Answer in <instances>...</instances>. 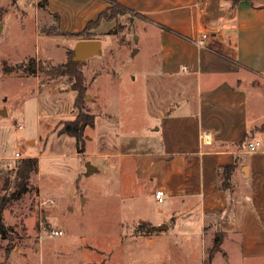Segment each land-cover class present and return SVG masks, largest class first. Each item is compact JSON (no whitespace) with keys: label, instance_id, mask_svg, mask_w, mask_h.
<instances>
[{"label":"crops","instance_id":"obj_1","mask_svg":"<svg viewBox=\"0 0 264 264\" xmlns=\"http://www.w3.org/2000/svg\"><path fill=\"white\" fill-rule=\"evenodd\" d=\"M263 1L255 7L250 1L234 6L228 0H46L45 15L54 18L63 37L88 29L90 40L112 38L108 32L118 28L119 16L115 21L102 18L89 28L112 6L133 15V23L142 20L156 30V65L145 74L146 107L156 125L123 134L116 125L115 151L103 149V154L115 157L117 166L123 159L131 164L146 195L164 190L165 202L155 201L162 205L158 212L164 220L169 218L164 223L168 230L155 229L163 224L154 217L139 223L151 224L149 242L164 240L178 259L170 258L168 264H191L193 251L201 252L205 264L216 236L220 249L211 264H264ZM69 39L74 44L67 48L65 62L81 41ZM103 49L101 43L102 54L81 64L101 57ZM84 67L86 78L90 67ZM52 91L73 93L75 105L73 90ZM73 110L68 121L76 119ZM98 120L95 115V128ZM249 143L260 144L256 152H249ZM85 152L78 156L101 157L100 151Z\"/></svg>","mask_w":264,"mask_h":264},{"label":"rangeland","instance_id":"obj_2","mask_svg":"<svg viewBox=\"0 0 264 264\" xmlns=\"http://www.w3.org/2000/svg\"><path fill=\"white\" fill-rule=\"evenodd\" d=\"M45 6L46 0H0V111L7 112L0 115V206L7 229L5 235L0 233V264L178 260L164 240L151 244L142 227L145 223H139L152 217L156 223L169 222L158 212L162 205H157L155 195H146L137 185L131 164L123 159L117 166L115 157L103 154L115 151L116 125L121 134L156 125L145 95V74L156 65V30L142 20L133 23V15L124 13L119 15L118 28L114 25L108 32L112 38L98 35L103 55L80 67H90L84 76V111L99 118L96 128L85 130V153L100 151L101 157H80L74 139L56 132L61 121L74 117V94L63 96L52 90L64 93L72 90L71 85L66 78L49 82L45 72L29 71L33 62L47 67L65 62L66 50L74 44L71 37L60 35L54 18L45 15ZM133 48L140 52L133 54ZM26 158L38 159V173L30 177L29 192L15 199L18 162ZM88 162L97 171L88 174ZM49 201L54 205L41 206ZM53 228L63 236L51 237ZM188 256L189 263L201 264V252Z\"/></svg>","mask_w":264,"mask_h":264},{"label":"trees","instance_id":"obj_3","mask_svg":"<svg viewBox=\"0 0 264 264\" xmlns=\"http://www.w3.org/2000/svg\"><path fill=\"white\" fill-rule=\"evenodd\" d=\"M237 6L242 1H250L253 6H257L258 1L261 0H228ZM264 2V1H263ZM125 11L116 6H112L109 14L102 15L99 20L91 22L89 28L96 27L102 18L113 20L120 14H124ZM70 37H76L80 40H90L94 39L90 36L88 29L84 32L78 34L68 35ZM74 56L73 50L69 51L67 54V61L63 64H58L56 66L47 67L42 64L37 65L35 62L30 64L29 71L31 74L35 75L38 72H45L47 74V80L53 81L59 78H66L70 83L72 90L78 93L76 98L74 110L77 111L76 119L73 121H67L60 124L61 128L58 131L59 135L65 134L76 141V147L78 154H83L85 152V137L84 133L87 128L95 127V116L85 113L83 105L84 101L82 94L85 91V78L83 71L81 69V63H74L72 58ZM39 162L37 158H26L18 162L15 178V192L13 195L15 199H19L21 196L29 192L30 189V177L34 173H38ZM145 227L146 231H151L154 227L151 224L142 225ZM7 229L3 222L2 210L0 206V233L5 235ZM220 236H216L214 240L213 248L209 251L207 258V264H211L214 255L220 249Z\"/></svg>","mask_w":264,"mask_h":264},{"label":"water","instance_id":"obj_4","mask_svg":"<svg viewBox=\"0 0 264 264\" xmlns=\"http://www.w3.org/2000/svg\"><path fill=\"white\" fill-rule=\"evenodd\" d=\"M74 56L72 61L74 63H82L87 59L94 57L96 55H101V42L99 40H81L79 41L73 50ZM0 115H7L6 110L0 111ZM87 173L91 174L95 170H97L90 162L86 164ZM2 202V198H0V204ZM155 229L158 231L168 230V226L163 224L161 226H157Z\"/></svg>","mask_w":264,"mask_h":264},{"label":"built area","instance_id":"obj_5","mask_svg":"<svg viewBox=\"0 0 264 264\" xmlns=\"http://www.w3.org/2000/svg\"><path fill=\"white\" fill-rule=\"evenodd\" d=\"M19 128L21 129L22 127L20 126ZM208 137H209L208 135L204 134L202 136L203 142H206ZM259 145H260L259 143H249L248 144L249 152H251V153L256 152L258 147H259ZM20 157L21 156L19 154H16V158H20ZM155 199L159 203H164L165 200H166V194H165L164 190H161V189L156 190ZM43 205L53 206L54 202L53 201H51V202L50 201L49 202H42L41 206H43ZM49 233H50L51 237H55V238L63 236V232L61 230H58V229H55V228L50 229Z\"/></svg>","mask_w":264,"mask_h":264}]
</instances>
